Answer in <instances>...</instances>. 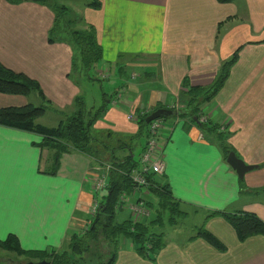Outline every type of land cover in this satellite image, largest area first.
<instances>
[{"label": "crops", "instance_id": "0c3cea01", "mask_svg": "<svg viewBox=\"0 0 264 264\" xmlns=\"http://www.w3.org/2000/svg\"><path fill=\"white\" fill-rule=\"evenodd\" d=\"M99 1L98 9L85 3L80 10L85 23L95 29L102 48V60L96 64L94 78L109 79L111 71L125 77L131 62H123V57L120 62V55L153 56L166 87L177 93L184 78L190 86L209 85L220 63L241 48L228 79L204 108L202 118L214 125H226L230 133L228 143L236 156L247 165L258 166L244 175L243 182L249 191L239 193V179L226 164L215 135L205 137L195 123L186 119L164 122L160 138L162 181L182 212L204 215L202 224L228 251L218 255L201 239L181 245L179 240L163 238L165 246L158 252L155 264H264V237L255 236L239 243L221 218L204 221L213 211L241 210L253 212L264 221V166L260 167L264 164V0H247L243 21L234 2ZM53 19V12L45 5L0 0V63L36 80L51 103L67 109L80 93L83 80L74 84L67 78L71 68L69 46L47 42ZM221 20L231 29L220 36L217 48L216 27ZM123 65L124 70L120 71ZM151 67L144 68L146 73H152L147 72L153 71ZM107 68L109 75L99 77ZM129 88L132 99H124V108L129 106L126 114L123 107L110 103L104 122L95 123L96 129L134 133L136 127L128 121V112H149L158 104L168 106L167 97L159 91H147L142 86ZM111 92L115 96L118 90ZM145 93L146 101L142 103ZM28 102L20 95L0 94V109L22 107ZM41 141L34 133L0 126V241L14 235L24 250L60 249L70 228L79 224L77 220L83 229L91 219L90 159L76 152L63 154L56 175L50 176L43 172L49 152L37 147ZM141 152L140 149L138 154ZM259 189L262 191L258 195L250 192ZM137 193L135 198L145 197L143 191ZM116 256L114 264H152L127 243L118 248Z\"/></svg>", "mask_w": 264, "mask_h": 264}, {"label": "trees", "instance_id": "16d2710c", "mask_svg": "<svg viewBox=\"0 0 264 264\" xmlns=\"http://www.w3.org/2000/svg\"><path fill=\"white\" fill-rule=\"evenodd\" d=\"M10 4H18L24 1H32L47 6L54 14L53 23L48 30L47 42L49 44L63 43L70 47L72 52L71 68L68 73L70 80L77 84L80 78L88 75L89 71L102 60V48L96 39L95 29L91 25H86V29H78L77 26L83 23L84 19L79 15H70L69 6L59 3V0H5ZM219 3H229L234 0H216ZM86 6L93 9L100 7L99 0H90ZM239 55L237 49L232 56L220 63L218 71L212 82L206 86H190L187 78L181 82L183 92H180V103L183 108L175 112L174 119H186L190 123H195L200 132L215 135L224 160L230 152H234L228 143L230 133L225 128L224 132L217 131L218 125L208 122H201L204 108L222 89L229 77L233 65ZM120 55L117 60L121 61ZM120 69V68H119ZM81 76V77H80ZM0 93L7 95L28 96L35 93L47 105H51L43 96L42 89L38 82L29 78L23 73L14 72L0 63ZM113 96V95H111ZM111 96L104 94L105 103L102 104L97 112H93L91 107L87 109L82 96L73 99L74 111L71 114L63 115V119L54 127L44 126L35 123V118L40 117L46 112L45 105L35 106L28 103L22 107H8L0 109V126L16 129L24 132L34 133L41 137L38 148L47 149L49 152L45 160L44 173L54 176L59 168V161L63 154L79 153L86 156L92 162H105L110 165L107 174L105 188L101 197H97L98 208L94 217L89 221L86 231L82 236L69 234L61 249H48L47 251L24 250L20 247L14 235H8L5 240L0 241V248L14 253L27 262L47 261L50 264H85L82 254L92 253L93 257L101 259L103 255H108L107 260L102 264H114L116 252L119 248L120 238H128L132 241V248L136 254L144 260L156 263L158 252L164 248L163 234L151 230V224L157 218L163 221V212L166 215H184L179 208V203L174 200L168 185L161 179L155 178L152 174L146 177V190L149 196H155L158 207L162 213L160 217L157 212L152 218L150 227L142 221L134 223L132 220H117V214L123 209L120 201L122 194H130L134 184L130 179L133 170L139 167V158H134V150L139 145L143 151L149 140V123L146 117L153 111L165 108L163 105H156L150 113L137 115V131L131 136H117L111 131H106L102 136L94 135L92 127L94 122L105 114ZM168 109V108H167ZM169 110V109H168ZM174 112V111H173ZM163 122H168V118H160ZM143 140L142 143L140 141ZM235 153V152H234ZM97 160V161H96ZM264 166L261 165L260 167ZM239 193L243 194L249 190L244 185L243 179H239ZM262 190H252L251 193L258 195ZM100 193V192H98ZM148 209L154 204L148 200L139 198ZM159 201V202H158ZM159 211V210H158ZM221 218L233 229L236 238L240 243L255 237H264V221L257 214L248 211H213L210 212L205 221L211 218ZM156 218V219H155ZM170 220V219H169ZM134 230V231H132ZM197 236L190 237L189 241L202 238L219 252L224 253L226 247L214 235L207 231L204 223L197 228ZM65 247V248H64ZM113 251V253H112ZM79 255V259L76 255Z\"/></svg>", "mask_w": 264, "mask_h": 264}, {"label": "rangeland", "instance_id": "374dc122", "mask_svg": "<svg viewBox=\"0 0 264 264\" xmlns=\"http://www.w3.org/2000/svg\"><path fill=\"white\" fill-rule=\"evenodd\" d=\"M88 1H90V0H59L58 2L65 4V5L70 7L71 12H72V14L70 13L71 16L72 15L81 16L80 10H81V8H83L84 4L87 3ZM232 2H234L238 5V7H239V15L238 16H240V18H241V20H240L237 16V18H235V19H238L237 21H239V20L243 21L242 19L244 18L245 13L247 15V12H246L247 0H234ZM232 2H229V3H232ZM227 19H229V18H227ZM227 19H225V20H227ZM225 20L219 21V23L217 24V27H216L215 45L217 46V48L219 47V44L221 41L220 36L222 37L223 34H226V32L229 29H231L228 25H226ZM231 24L232 23H229V25H231ZM86 25H89V24H86L85 20H84L83 23H80L77 26V28L78 29H86ZM240 49L241 48H239V52H240ZM70 51H71V49H70ZM71 57H72V52H71ZM145 57H148V58H144L141 54L134 55V56L123 55V59H122L123 62H126V61L131 62V66L128 68V71L126 72L125 77H123V74L122 75L119 74L118 71H116V73H113L111 71L109 79L94 78L92 75H94V71H95V67H96V64H95L94 68L89 71L88 75H86L84 77L80 76L81 77L80 79L83 81L80 82L81 83L80 93L77 94V96H82V100L84 101V104H85L87 109H90L91 107H93L94 109L92 111L97 112L99 107L105 103L104 93H107L108 95L111 96L113 94L111 92V90L117 89L118 92L114 94L115 96H111L112 100L110 103L115 107H120V109H122V107H123L122 112L124 114H126L129 106H127L128 108H124V106H126V102L124 101V99H127V101L128 100L130 101L132 99L131 98L132 93H130L131 89L129 87L133 88L134 86H138V87L142 86V88L144 90H147V91H150V90L153 92L159 91V94H161V96L167 97L168 106L165 105V109L168 108L169 110L174 111L173 113L179 112L183 108V104L180 103V95H179L180 92H183V87L180 86V89L178 90L177 93H171L172 91L170 92L164 83L163 75H161L160 67H159L158 62L155 60V57H153V56H145ZM128 58H131V59L128 60ZM122 60L120 62H122ZM151 65L153 67H151ZM97 66H99V65H97ZM146 67L154 68L153 71L152 70L147 71V72H152V73H146V71L144 69ZM119 70L120 71L124 70V65L122 66V69L120 68ZM108 75H109V69L108 68H107V70H103L102 72L99 73V77H101V78H106ZM67 78L69 79L68 74H67ZM85 79H87V80H85ZM96 79H97V82H95ZM115 82H117V84ZM169 83L171 84V82H169ZM120 84H121V86L119 87ZM127 84H128V89L126 88ZM129 85H133V86H129ZM163 92L167 93V95H165ZM0 94H2V93H0ZM4 95H7V94H4ZM20 96H22V95H20ZM43 96H44V94H43ZM77 96H75V97H77ZM145 96H146V93L143 95L142 103L146 101ZM23 97L28 99V101H29L28 103H32L35 106H38L40 104L46 106V112H44V114L42 116L35 118V123L42 124L44 126L54 127L58 124V122L60 120L63 119L64 114L68 115L74 111L73 104H71L72 106L70 108H67V109L60 108L59 106H56L53 103H51L44 96L45 99L48 102H50V104H51V105H47L45 103L46 101L41 102L40 98L35 93H31L28 96H23ZM121 100H123L124 102H121ZM110 103H109V105H110ZM116 111H118V110H116ZM127 114L128 115L126 117H127L128 121L130 120L131 123L135 124L137 119H135L134 115L136 116V113H129L128 112ZM104 115L105 114L101 115L99 120L95 121L94 123H97L98 121L104 122V120H103ZM166 118L169 119L167 121H171V120H174L175 116L166 117ZM204 120L205 119H203L201 116L200 121L206 122ZM124 124H126V128H129L127 126H130V125H128L126 122H124ZM98 125H101V124H98ZM134 126L136 127V130L134 133H130V132L122 133V132H117L115 130H113V131L108 130V128H99V129L97 128L96 129L95 126L92 127V132L94 135H98V136H102L106 131H111L113 134H116L117 136H120V137L131 136V135H134L137 131L136 124ZM216 128H217V131L224 132L226 125L222 124L220 126H217ZM205 137H207V134H205ZM142 142H143V140L140 141V143H142ZM160 148L163 150V142L162 141H159L157 146L152 145V147H151L152 155L155 156L156 152L158 150H160ZM139 150L140 149H139V145H138L134 150V158L136 160H137V158L140 157V154L142 153L141 152L140 154H138ZM42 161H43V158H42ZM91 163H92V171H91L90 178L93 179V181H90V190H91L93 196H92V202L89 204L90 207H89L88 215L90 214L89 216L92 218L93 216L91 215V210H93V208L91 206H93V203L97 200V197L95 195L98 194V184H97L98 180H96V179H98L100 176L102 177V172L106 173V170H108L110 165L105 163V162H95V161L92 162L91 161ZM143 193H144L143 195L145 197H142V199L143 200L146 199V201H147L148 197H149L151 199V201L154 202V204L152 206H150V208H148V209L144 206V208L147 210V211H144V209L142 207L144 205V203H142V201H140L138 198L134 197L135 194L138 195L137 192L134 195H133L132 191L130 192V194H122L121 197L125 196L128 199V202L126 203V206H124L123 209L118 212V215H117L118 221H122L124 219L132 220V221H134V223H136V222L138 223L139 221L140 222L142 221V223L147 225L149 228L151 221H152V218L154 217V215L157 212H159L158 215L160 217H162L161 216L162 210H161V208L158 207V204H157L158 199L155 196L150 197L148 193H145V192H143ZM139 206H141V207H139ZM162 214H163V221H161V219L157 218L156 222L151 224V227H150L151 230L154 232L158 231L159 233H162L163 238L179 240L180 243H183L181 245H185L187 243H190L191 241L188 242L189 238L190 237L195 238L197 236L196 235L197 234V228L202 224L203 219H204L203 218L204 215L197 214L194 211L187 212V214L177 215V216L176 215L170 216V214L166 215L165 212H163ZM77 223H79V224H76L75 227L72 226L70 228L71 232L69 234H71V233L76 234V235L80 234V236H82V234L86 231L88 225L86 224L82 229V227L80 225V221L77 220ZM226 224H228V223H226ZM228 226H230V225L228 224ZM204 227H205V224H204ZM132 231H134V230H132ZM235 237H236V235H235ZM197 239L203 240L202 238H197ZM236 241L239 242L238 239ZM244 242H242V243H244ZM67 243H65V247H66ZM126 243L132 245V241H130L128 238H124V237L120 238L119 247L125 246ZM207 244L218 255H224L228 251V248L225 245L224 246L226 247V251L224 253H222V252H219L218 250H216L209 243H207ZM112 253H113V251H112ZM81 256L84 258L85 264H102V262H104L105 260H107L106 258H108L107 254H106V256L103 255L101 257V259H98L97 257H93L92 253H91V255L90 254H87V255L82 254ZM79 257L80 256L77 254L76 258L79 259ZM25 263H26V261L23 258H21L20 256L18 257L14 253L7 252V251L3 250L2 248H0V264H25Z\"/></svg>", "mask_w": 264, "mask_h": 264}, {"label": "built area", "instance_id": "2783aa9c", "mask_svg": "<svg viewBox=\"0 0 264 264\" xmlns=\"http://www.w3.org/2000/svg\"><path fill=\"white\" fill-rule=\"evenodd\" d=\"M139 113L144 114V113H149V112L148 111L147 112L141 111L139 109ZM134 117H135V119H137V115L136 116L134 115ZM149 124H150L149 125L150 136H149V140L145 146V149L140 154L139 167L137 169L133 170L130 174V179H131L132 183L134 184V188L132 190L133 195L137 191H143L145 193H148V191L146 190V184H147L146 177L147 176L152 174L155 178L162 180L163 174H164V163L162 160V149L160 148V150H158L156 152L155 156L152 155V150H151L152 145L157 146L159 141H160L161 130L163 129L164 123L161 119H156V120L150 122ZM109 169H110V167L108 168V170H106V173L102 172V177L100 176L98 179H96V180H98L97 181L98 192H101L105 188L107 174H108ZM120 201L124 207V206H126L128 199L125 196H122V197H120ZM91 207L93 208V210H91V215L94 217L96 212H97L98 201L96 200L93 203V206H91ZM139 207H141V206H139ZM142 207H143L144 211H147L144 208V205Z\"/></svg>", "mask_w": 264, "mask_h": 264}, {"label": "water", "instance_id": "95a60500", "mask_svg": "<svg viewBox=\"0 0 264 264\" xmlns=\"http://www.w3.org/2000/svg\"><path fill=\"white\" fill-rule=\"evenodd\" d=\"M174 113L171 110L160 108L156 111H153L151 114H149L146 117V123H150L156 119H160L162 117H171ZM226 164L235 172L238 179H243L244 175L252 171L253 169H256L258 166L256 165H247L243 160L238 158L234 152L228 153L225 159ZM25 264H50L47 261H39V262H27Z\"/></svg>", "mask_w": 264, "mask_h": 264}]
</instances>
